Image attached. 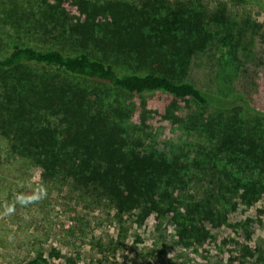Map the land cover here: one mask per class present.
Instances as JSON below:
<instances>
[{
    "label": "trees",
    "instance_id": "obj_1",
    "mask_svg": "<svg viewBox=\"0 0 264 264\" xmlns=\"http://www.w3.org/2000/svg\"><path fill=\"white\" fill-rule=\"evenodd\" d=\"M248 36L261 44L264 22L235 17L227 2L0 0L1 247L19 242L26 264H75L84 239L116 264L127 223L154 221L172 230L164 249L178 258L209 257L223 245L214 231L228 230L244 235L249 264H264L244 216L264 199V56L246 94ZM205 57L211 91L190 76ZM147 95L164 101L151 108ZM97 211L117 237L87 236ZM54 239L75 255L46 254Z\"/></svg>",
    "mask_w": 264,
    "mask_h": 264
},
{
    "label": "rangeland",
    "instance_id": "obj_2",
    "mask_svg": "<svg viewBox=\"0 0 264 264\" xmlns=\"http://www.w3.org/2000/svg\"><path fill=\"white\" fill-rule=\"evenodd\" d=\"M211 5H214L217 1L227 2L230 4L231 11L235 17L243 15H252L253 20L257 23L264 22V7L261 6H233L231 5V0H207ZM264 6V0L262 3ZM250 38L248 36L246 47H244L243 53L244 58L246 59L247 71L244 76L240 78L241 90L246 94L250 92L251 95H254L256 92V87H253L252 82L259 77V74L263 73V66L261 60L264 56V41H258L254 46L250 45ZM214 60L205 57L204 59H196L193 61L191 69V79L193 82L200 88L205 91H211L213 83L211 81L212 69L211 63ZM239 86V83H238ZM140 101V98H137ZM146 100L151 108H159L162 104L163 97L161 95H147ZM164 101V100H163ZM170 131L169 136H173ZM168 136V135H167ZM166 138V137H165ZM165 138L160 140L164 141ZM41 179L40 171H34L32 175V181L38 182ZM57 212H61L59 207H57ZM82 212V210H81ZM71 211H68L66 214H60V218L57 220L58 224H67V218L71 217ZM244 216L253 221V229L255 230L254 235L250 239V244L253 248L255 254L262 253L264 254V199L259 201L256 205L252 206L250 209H247L244 212ZM2 217H0L1 220ZM90 220V226L87 227L88 231H92L87 234L89 238L95 236L100 237L104 235H110L112 237H117L120 232V226L118 224H112L107 217L101 215L100 211L88 215ZM167 228L166 225L161 227V231L157 230L156 223L151 221L145 227H139L129 221L126 225V228L129 229L126 244L127 252H120L117 256L116 264H244L246 262H252V258L247 256L244 253L245 237L244 235H235L233 232L228 230L214 231V233L220 236L219 245L221 249L213 248L211 255L204 258L203 252L195 251H186L181 255L180 258L176 257L170 249H164L166 244H172L170 238L166 235L172 230L164 229ZM14 228V226H9ZM166 237V241L164 238ZM137 238L140 241H137ZM84 239L77 241V246H81L78 250L81 254V259L76 260L75 264H113V258L110 261L105 260L102 256L95 251L94 249L88 247L86 244H82ZM19 242H9L6 244V247L3 248L0 245V264H26L28 254L22 253L21 256L17 259L15 253L18 251ZM82 244V245H81ZM225 244V245H224ZM55 246L62 251L63 254L75 255V251L71 247H67L59 240L54 239L49 245H45L46 254L49 252L51 246ZM223 249V253H221ZM7 250V251H6ZM14 255L11 257V254ZM231 256L237 258L236 262L231 261ZM223 257V259H222ZM48 264H65L60 260H49Z\"/></svg>",
    "mask_w": 264,
    "mask_h": 264
}]
</instances>
